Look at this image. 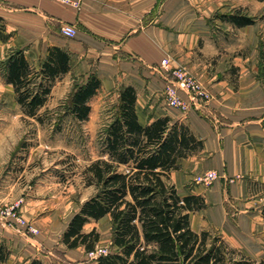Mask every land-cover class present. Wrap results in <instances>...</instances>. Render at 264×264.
Listing matches in <instances>:
<instances>
[{
    "label": "crops",
    "instance_id": "0c3cea01",
    "mask_svg": "<svg viewBox=\"0 0 264 264\" xmlns=\"http://www.w3.org/2000/svg\"><path fill=\"white\" fill-rule=\"evenodd\" d=\"M73 1L78 6L55 0H0V27L8 34L0 41V61L9 51L22 48L26 60L39 67L48 47L64 49L70 69L56 80L46 105L57 99L60 106L74 84L83 83L91 74L101 81L100 90L89 100L91 106L103 92L113 93L116 101L124 86L134 87L140 123L168 116L185 124L203 142L202 149L180 160L170 176L181 195L194 193L205 199L204 209L190 213L191 228L217 231L222 238L243 236L246 228L253 229L251 222L246 227L244 221H250L251 215L262 217L260 207L264 205V189L251 191L252 185L264 184V77L258 52L259 41L264 40V19L238 28L217 14L248 8L249 15L257 17L263 13L264 2ZM63 24L75 27L72 39L60 32ZM165 57L171 65L192 71L208 87L211 96L207 101L185 112L167 104L163 90L170 76L160 67ZM3 87L14 98L12 86L0 76V90ZM209 170L217 173L210 185L194 181ZM33 171L34 166H24L17 179L27 181L24 216L39 229L35 238H23L31 255L28 262L40 259L37 251L46 247L47 221L52 217L48 200L34 195L32 186L43 181ZM7 230L0 222V234Z\"/></svg>",
    "mask_w": 264,
    "mask_h": 264
},
{
    "label": "trees",
    "instance_id": "16d2710c",
    "mask_svg": "<svg viewBox=\"0 0 264 264\" xmlns=\"http://www.w3.org/2000/svg\"><path fill=\"white\" fill-rule=\"evenodd\" d=\"M262 11L256 17L235 8L217 17L241 28L264 19V8ZM7 38L1 25L0 41ZM258 52L264 77L263 39ZM69 62L64 49L50 46L36 67L26 60L22 48H15L0 61V76L12 86L24 116L44 123L43 117L54 114V127L66 115L84 122L91 111L89 100L100 90L96 74L74 84L56 109L46 108L51 89L69 71ZM135 99L134 87L124 86L119 91L110 118L100 130L101 156L106 157L92 161L84 169L86 185L93 184L96 191L69 217L61 244L68 249L82 246L86 254L93 252L100 234L95 228L84 231L83 227L109 216L113 250L97 255L91 264H264V259L250 258L229 246L220 235L191 228L190 213L204 209L205 199L194 193L181 195L170 176L179 168L180 160L202 149L203 142L185 124L168 116L140 123ZM260 211L264 219V205ZM4 249L0 246V262H5L9 254ZM29 264L46 263L33 258Z\"/></svg>",
    "mask_w": 264,
    "mask_h": 264
},
{
    "label": "rangeland",
    "instance_id": "374dc122",
    "mask_svg": "<svg viewBox=\"0 0 264 264\" xmlns=\"http://www.w3.org/2000/svg\"><path fill=\"white\" fill-rule=\"evenodd\" d=\"M249 7L252 11L255 10L252 6ZM242 10L249 14L248 8ZM59 101L52 100L46 108L53 111L59 106ZM115 103L113 93L103 92L92 101L88 120L78 122L66 115L62 117L60 125L54 127L56 115H46L43 117L44 123L28 118L14 102L13 93L4 87L0 90V211L18 202V210L24 216L22 208L29 195L28 188L24 189L27 181L17 179L24 166H34L31 173H38L43 181L40 185L32 186V189L35 187L34 195L48 200L47 204L52 205L49 210L52 217L47 221V248L42 246L37 251V257L46 264H91L94 261V256L86 254L82 246L76 250H68L59 242L69 217L96 191L93 184L86 185L84 169L92 161L106 157L101 156L100 130L108 122L111 107ZM62 110L61 107L60 111ZM15 182L16 185L13 184ZM255 187L260 191L264 189L260 185H252L251 191ZM25 219L35 225L31 218ZM0 222L9 229L4 235L0 234V246L9 252L6 261L0 264H29L31 255L24 245V239L35 238L37 234L25 233L8 218L0 216ZM244 222L246 227L251 222L254 228H246L243 236L236 234L223 239L231 247L237 242L238 245L233 248L250 258L264 259L263 217L251 215L250 221ZM93 228L100 234L97 250L103 253L113 250L109 216L86 223L83 230ZM210 232L220 235L217 231Z\"/></svg>",
    "mask_w": 264,
    "mask_h": 264
},
{
    "label": "built area",
    "instance_id": "2783aa9c",
    "mask_svg": "<svg viewBox=\"0 0 264 264\" xmlns=\"http://www.w3.org/2000/svg\"><path fill=\"white\" fill-rule=\"evenodd\" d=\"M63 4H73V6H78L77 2L73 0H55ZM60 32L62 34L72 39L76 35L75 27L70 24L61 25ZM160 67L170 76V82L165 85L163 90V95L167 104L172 108H177L182 112L189 109L190 106L195 104H201L203 101H207L211 96V93L206 85L200 82V80L194 75L192 71L186 69V67L181 65H171V60L165 57L160 62ZM180 92L184 93L186 96L183 98ZM217 178V173L214 170H209L203 174H199L194 178V181L201 185H210ZM20 202V201H19ZM19 203L16 202L11 206L0 211V216L5 219H9L18 225L25 233L30 235L38 234V227L32 222L25 219L23 214L18 210ZM88 255L94 256L95 258L103 252H99L97 247L93 252L87 253Z\"/></svg>",
    "mask_w": 264,
    "mask_h": 264
}]
</instances>
